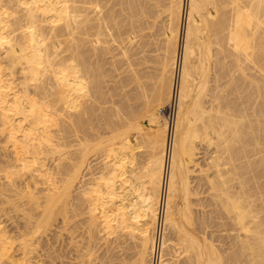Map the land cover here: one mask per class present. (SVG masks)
I'll list each match as a JSON object with an SVG mask.
<instances>
[{
  "label": "bare ground",
  "instance_id": "obj_1",
  "mask_svg": "<svg viewBox=\"0 0 264 264\" xmlns=\"http://www.w3.org/2000/svg\"><path fill=\"white\" fill-rule=\"evenodd\" d=\"M146 1L150 3L147 4ZM151 1L154 0H0V143H4V146L2 145L3 152L0 153V173L4 174L2 178L8 182V185H10L8 187L9 191L13 193L10 187L14 190L17 180L24 177L23 180L25 181V176H27V174L35 177L36 173L37 177H43L44 180L42 177L37 179L39 182L42 179L40 183L33 177V180L39 183V185L32 182L34 187L35 184L36 187H41L43 184L41 186L40 184L44 183L43 186L44 188L46 187L45 190L47 193L42 186V190L45 193L44 195L42 192L43 197L39 195L38 188L35 187L37 189H35V192L37 191V193L33 192V189L30 190L29 182L28 185L23 184V187L24 185L25 187L22 191L25 192L22 193V197L23 199L24 197L25 199L29 197L28 203L31 204L32 202L34 204V206L29 207L35 208V205L40 207V210L39 207L38 209H36V207V210L31 208L34 214L35 212L42 213V207L44 217L42 218L43 214H41L42 220H39L40 223L38 222V224L32 222L30 220L31 209L27 206L28 209H30L28 212L29 216L25 219L23 218V220H26V222L29 220L33 225L35 224L34 226L37 225V229L39 227H44L46 230L45 226L49 225L51 223L50 221L55 218V216L57 218V215L59 219L60 217L62 218L64 223L70 220L67 218V211H69L67 210V205L69 204L68 202L71 201V195H73L71 193L75 182L80 175L82 176L80 172L89 159L88 155L92 152V149H94V151L96 150V153L98 152L97 155L101 154V150L104 151L102 145H105L107 141L108 143L111 141L109 143H112L111 147L105 145V152L107 151L106 153L109 158L106 156L104 158L102 156L106 155V153L102 152L103 154H101V157L105 159L104 161L107 160L104 167L102 166L100 168L101 170L103 168L104 171H101V174L97 176L92 174L93 177H97L96 179H98V182L91 184L86 181L85 175L87 172L88 174L90 173L89 177L92 178L91 172L89 171L90 169L92 171L95 169L90 165L91 168L88 167V165L87 167L85 166L89 169L88 171H86L87 169L85 170L86 174H83L84 177H82L86 182L81 180L91 186H85L86 184L83 185L81 182L82 186H85V188L89 187V189L84 190L85 188H82L83 190H77L75 192L76 194L74 193L72 197V201H74L75 195L78 199L84 194V197L82 195V199L85 200L84 198H86L87 205L88 202L91 204L90 207L89 205L87 206V209L90 208V210L85 211L92 214V219L95 224L101 222V225H103L101 229L106 231L109 236L114 234L113 236L116 237V234L118 235L117 232L122 231V234L126 232L124 233L125 235H130V241L132 238H134V240L138 239L137 242L139 243L137 245L135 244L137 242L133 240L135 247L138 249V252H136L137 254H135L136 258L133 259V264H167L168 260L166 256H172V258L183 257L185 259L184 263L187 261V264H264V183L260 182L264 180V0H171V6L168 9L170 13L169 24H167V30L164 34L166 46L162 61L163 73L160 80V82L162 81L161 86L158 90L155 89L153 92V82V84L150 83V89L146 90V92L148 91L151 94L149 90L152 89V93L157 98L154 97V101L156 100L155 102H157L155 107L152 106L150 108L153 102L152 95H150L151 97L147 95L149 100L152 101L151 103L145 101L149 106V109L147 108L148 110L146 109L145 112L150 115L148 116L150 120L147 119L149 120L148 122L151 123L152 132L147 134L146 132L148 131L144 133L140 130L149 136H147V144L145 145L149 147L148 138H150V144H152L153 147L151 146L149 148H153L156 154L154 151H152L151 154V150L148 148V155L150 154L152 159L149 162V158H151L149 155V163L147 159L145 161L148 165L146 164L147 166H143V163L140 165V158L142 159L141 156L143 154L141 156L137 154L135 151L136 145H132L133 143L128 139V135L130 133L129 131L134 128L135 124L133 125V123L136 122L135 117H137L135 128L139 124V117L140 119H142L141 117L143 115L146 117L145 112L144 114L141 113L144 111V107L140 106L141 109L143 108L142 110L136 107L141 111L140 113L138 112L139 114L136 113V116L132 113V110L136 111L137 109L133 107H131V109L129 108L128 110H130V113H125V115L127 116V114H129V117H127L130 118L131 114H133L131 118L134 117V122L131 123L132 120L129 122L127 121V124H129L125 125L123 123V126L122 122L128 120L126 119L127 117L124 119V111L127 109L124 108L122 110L123 106L121 107L122 104H119L118 99L117 104L121 107L124 116L121 111L120 115L123 116V121H120L121 125L118 124V120L116 121L117 125L120 126V128L117 126L118 129L117 127L116 129L117 131L119 130L118 133L121 129L123 131L120 134L112 133V131L115 130V124H113L114 122L111 120V117H108L107 114H104L105 118H101L100 116L101 114L103 116V113H106V111H108L109 116H112L110 112L113 110L115 116L117 115L118 117V110L120 108H118V105H113L112 100L119 96V91H122L118 89L122 87L120 81L122 82L127 78L128 82L126 83H129L131 79H128L130 77H126L125 75V78L119 80L118 85H115V89L119 90L117 93L116 91H111L110 93L111 89L108 93L106 91L108 96L114 93L113 96L111 95L112 100L110 101L113 107H111L112 105H108V109L102 110L106 108L102 107V105L105 106V100L108 102L111 99V96L106 99L105 96L103 97V93H101L104 91L102 90L103 78L109 74L107 71L105 72L107 74L102 72L104 71L102 68L106 64V61H108V57L115 52L112 48L118 41L120 42L121 40L125 46L128 45L129 47L130 44L132 46L131 41L134 38L132 39L131 35L133 34L132 37L134 36L135 29H139L135 35L140 34L139 32H144L143 30L140 31V26L142 27L143 24L144 29H146L145 25H147V23L144 25L145 21H141L143 19L142 17L146 16L144 19L148 17L144 15L146 13L145 11L149 13L146 8H155L158 6L156 3H159L158 0H155L152 5ZM146 5L152 7H147ZM116 6H121L120 10L114 11V9L116 10ZM152 11L153 9H151L149 13L150 17H152ZM150 20H152V18ZM142 36L139 35L141 40ZM109 38L113 39L110 40ZM128 41L131 43L127 44ZM121 42L117 46L120 48L123 46V51L124 45L121 46ZM109 43L111 45L113 43L112 48ZM214 46L216 48L218 47L217 49L223 56V59L226 57L225 54H227V56L229 55V58L233 57L234 59L232 62L234 73L231 70L234 75L232 84L233 82L236 84L231 86L233 87L232 91H234V86L236 85L238 92L235 93V89V91L232 92L235 94L230 93L229 96L231 94L235 96V107L232 105L234 103L232 100L234 99L229 102L230 104L232 103V107L227 103L226 106H224L226 108L229 106L228 112L234 111L230 116L228 115L230 113L226 112L227 110L222 112L224 108H220L222 104L220 100L224 99V96L222 97L224 92L222 94L219 93L223 90L219 82L221 81L219 79L224 75L221 72L223 71L225 73L226 78L229 71H226L228 68L221 61L223 60L222 58H218L219 60H217V55L220 54H215L217 49ZM139 47L137 48L139 49ZM120 48H116L117 52L120 51ZM128 50H130V48ZM143 52H145V50ZM129 53L128 51V54ZM115 54L118 55L119 59H115ZM122 54L121 56H123V58H120L119 52L118 54L114 53L108 63L110 64L114 61L116 64H122L123 59L127 57V53L123 51ZM214 55H216V60L214 59ZM129 56H131V54H129ZM105 57L107 58L106 61L104 60ZM112 58L113 61L110 62ZM124 61V64L132 62V60L129 61V58ZM114 64L113 66L116 67L117 65ZM123 65L119 67L122 68V71L124 70L122 72L124 75L125 68H130V66L126 64L127 66L123 67ZM224 66L226 67L225 70H223ZM112 68L113 67L110 66L109 69L112 71L116 69ZM117 69L118 71L120 70L118 67ZM117 69L116 72H118ZM213 70H215V73ZM129 72L131 74L133 73L130 69ZM135 72L139 73L138 69ZM135 72L134 74L136 75ZM140 72H142L141 69ZM211 72L214 73L212 76ZM248 72L250 73L248 74ZM134 76L132 77L134 78ZM142 76L144 75L142 74ZM139 79L140 78H138V80ZM141 79H145V76ZM142 80L137 82H140L141 87H144L145 85L143 84L145 83L143 82H145V80ZM135 82L134 84L137 85V82ZM212 82L215 83V88L211 86ZM229 83L231 84L230 81ZM104 84H106V81ZM116 86H118V88ZM123 86L127 87L125 84H123ZM132 86L134 87V85ZM138 86H135L136 88H134V90L140 92L141 90L139 91V89L141 87L137 88ZM151 86L153 87L151 88ZM228 86L230 85L228 84ZM146 87L141 91L143 92L144 90L143 93L145 96L141 92L138 93L139 96L142 94V99L145 97L147 98L145 92ZM122 89H124V87H122ZM126 89L128 90L130 88L127 87ZM135 91L134 95H136H132L133 91L131 95L135 97L134 100L137 99L136 101L140 103L141 100L138 99L141 98ZM216 91H218V93ZM124 92H126V90ZM122 95H124L125 98L127 95L130 96L128 93L127 95L126 93ZM219 95L222 97L221 99ZM136 96L138 98H136ZM226 96L229 97L228 95ZM99 97L103 100L105 98V100L103 101L101 99L100 101ZM131 98L130 96V100L134 103V100ZM128 99L129 98L126 100L131 105ZM126 100L124 101L127 105L126 107H128ZM102 102L103 104H101ZM98 103L101 104L100 107L102 109L97 108ZM144 103L141 105L144 106L146 104ZM218 103L219 109L223 110H219L218 107H215ZM107 104L108 103H106V105ZM157 105H165L162 107L165 108V116L161 117L159 111L155 110V108H158ZM114 106L117 107L118 110L114 108ZM230 107L232 110H230ZM101 111H103V113ZM99 112L100 116L97 114ZM97 116L98 120H100V118L103 119V121L101 120L103 122L102 129L104 126V129L106 128L105 119H110V125L113 124L112 127L114 126V130L111 126L108 128L107 125L104 136L105 133L107 134V132H109L108 129H112V131H110L112 139L116 137L113 134L119 135L118 137L121 139H117V142L121 141L120 144H118L119 147L113 145V143L116 144L115 139L104 138L105 142L104 139H102L103 132L101 133L102 136L99 133L100 136L97 134V132L100 131L97 129L100 128L99 126L101 125H99L101 121L99 123L96 121ZM117 117H115V119H118ZM112 118L114 119L113 116ZM120 118L119 120H121ZM95 122H97L98 128ZM226 126L230 127L228 128V132V129L225 130ZM154 127L155 129L153 131ZM137 129L138 127L135 130L137 131ZM90 130L93 131V138L91 134H89ZM95 133L96 138L93 136ZM213 135L217 136V138H214L217 141L219 139V142L213 141L215 140L212 137ZM97 136L100 139H98ZM106 136H109V134ZM136 137L138 136L136 135ZM223 137L224 140L227 141L226 147H228V143L232 146L226 148L224 146L225 141L221 142V140L223 141ZM226 137H228L231 142H228L229 139ZM2 138H4L3 141ZM208 138L210 142L212 140L215 144L220 143L226 149L223 153L224 148L222 149V146L218 144L221 148L219 151H222V154L214 156L215 153H219L218 146L211 159L210 157L208 159L209 162H212V158L214 157L212 167L215 173L213 176L207 175L209 172L211 173L212 167L210 165L207 169L203 166V169L198 170L201 173H206L207 171L206 174L203 173L207 175L205 176L206 180L201 179L210 184V191H219V194L216 193L218 194L217 200L224 199V204L226 203L227 206L231 208L229 211L230 208L228 207V209L226 204L224 206L223 200H220V204H223L224 207L220 206L221 208L219 210V205L217 206V203L214 204L212 201L214 207H218L213 208L216 209V211L218 209L220 215L224 214H221V210L224 209L223 211L227 213L226 220L228 221L227 218H229L232 222L231 225L233 229L231 228V231L234 235L229 231V233H232L230 237L232 238L233 235V239L231 243L227 241L230 245H227L229 246L228 250H224L226 252L224 256L221 255V252L224 253L223 247L225 246L220 245L221 247L219 246L217 250L218 245H214L216 241L214 243L210 241L212 237H208L204 230L205 233H202V225H204V228L208 227L206 230L209 229L210 224L206 226L205 223H209L211 219L216 220L215 216H217V213L215 214V211L213 210L214 213L212 211V213L215 214L214 218L210 211L209 215L212 216L209 217L212 218L210 219L208 217L209 221H207L206 218L205 220L204 218L203 220L199 218L202 221L195 220V222H199V226L202 224L200 227L201 230L199 228V231L194 225L193 206L191 207L192 199L190 200L193 196L200 197L196 190L199 187V183H197L198 186L196 189L191 187L192 182H194L191 181V176L198 171L195 170V173H193L194 170L191 168L192 166L196 167V169L200 167L198 166L200 163H197V156L202 154L199 152L203 149L200 143L203 142L204 144L202 145H205ZM206 144L208 145L209 142ZM211 144H209L210 147L212 146ZM108 146L110 148H108ZM199 147L201 149H199ZM97 149H100V152ZM205 150L207 149L205 148ZM135 152L137 156L134 154ZM144 154H146V151ZM225 154L228 155L229 158ZM134 155L137 158L139 156V159H134L136 158ZM48 160L52 161L54 164L52 167L50 165L51 168L47 167V169L49 168L50 170L49 173L46 169V166H48L46 162ZM135 161L137 164L134 163ZM100 163L97 165L100 166ZM133 163L136 164L135 167H137L138 163L139 166H141L139 167L141 168V175L139 174L140 178L138 176V173H140L139 169H137L138 173L136 172L137 170L133 171ZM101 165L103 164L101 163ZM142 166L146 168L144 169ZM52 171H54V173ZM85 171L83 170V172ZM98 172L100 173L99 169ZM200 172H198V174ZM203 174L200 175L204 176ZM136 176H138V178H136ZM2 178L0 182H3ZM23 180H21V182ZM29 180L33 181L32 177ZM88 180L90 179L88 178ZM92 180L94 179L90 181ZM205 182L204 185L199 188H204ZM126 183L128 184L129 190L127 187L126 189L123 187ZM250 183L252 184L250 185ZM215 184H217V188L214 187ZM8 188H6L3 193L7 192ZM81 191H84V193H81ZM212 192L210 193L211 195L209 194L211 200L216 197V194L213 196L214 193ZM10 193H8V195H10ZM206 193L204 192V194ZM3 195L1 191L2 198L4 197ZM16 196H20L18 191ZM6 198L7 197L3 198L4 200H2V203H9V200H5ZM23 199H21V201ZM89 199L91 200L89 201ZM15 200H12L13 206H15L17 202L20 204L19 200H17V202H15ZM72 201L69 205V207L71 206V213L69 214L71 216L69 217L71 219H77V216L81 212L78 209V205L80 206L82 203L80 207H83L84 201L82 202L79 200V202H81L77 205L76 203H78V201L75 199L77 202H74L73 207L77 206L79 211L77 212V216L72 214V211H74L72 210ZM196 204L199 205V202ZM25 205H23V207H25ZM9 206L11 205L9 204ZM17 206L18 205H16V207ZM84 206L86 205L84 204ZM2 207H4L3 204ZM20 207L18 213L21 214ZM77 209L75 210L77 211ZM22 210V213H27V211H24L25 209ZM82 213L80 216H82ZM59 214H62V216H59ZM22 215L23 217L26 216H24V214ZM227 215H229V217H227ZM64 216L67 221L64 220ZM224 216H222L223 219ZM35 218L36 217H32V220H37ZM37 218L39 219V217ZM197 218L198 217H196V219ZM59 219L57 218V220ZM20 220H22V218ZM54 220L56 221V219L52 221ZM222 221L221 218L220 222ZM230 221H228L229 224ZM214 222L216 223V221ZM94 223H92V226H95ZM32 224L29 230H33V234H31L34 235L36 228L34 230ZM54 224L57 223L53 222L52 225ZM223 224L224 222L222 225ZM27 225L29 226L30 224ZM27 225L26 228H24L25 230H28ZM68 225L66 224L67 228ZM222 225L217 227V230L218 228L220 229ZM49 226L53 228L51 225ZM97 226L100 228L99 225ZM224 226L222 228H224ZM226 226L227 230L229 226ZM31 228L33 229L31 230ZM101 229L100 231H102ZM226 230L224 231L226 232ZM28 231L27 233L23 231L24 235L25 233L27 235L29 233ZM170 231H173V234ZM4 232L5 229H3L2 235H0V263L3 262L4 257L7 261L6 256L7 253L10 252L7 239L12 235L9 232L10 235L8 234V236L6 234L7 231L5 234ZM47 232L48 231L45 232L46 235ZM169 233H171V237L174 235V238H170ZM229 233L227 234L226 232L225 234L229 237ZM3 234L6 235L5 237L8 236L6 239L7 244L4 242L5 240L2 239L4 237ZM21 234L23 235L22 231ZM21 234L19 233L20 237ZM122 234L119 237L125 236H122ZM210 234H212V232ZM223 234L224 233H222V235ZM28 237L25 239L27 240ZM221 237L222 236H220V238ZM228 237L226 238L229 239ZM14 238L18 239V237ZM209 238L211 239L209 240ZM13 239H11V241H13L12 243L15 242ZM217 239L218 237L216 240ZM8 240H10V238ZM22 240L25 243L24 245H22ZM22 240H20L21 242L16 240V242H19L18 246L22 243L20 246L22 245V249L24 248L23 252L28 257L29 255L27 253H29L33 245L31 242H25L24 237ZM120 241L123 242L122 240ZM131 246L133 247V245ZM10 247H12L11 243ZM221 248L222 250H220ZM15 250L17 249H14V251ZM18 250L21 251L20 247ZM18 250L17 253H19ZM13 255L15 254L11 256ZM32 256L30 253V257ZM30 257L25 258L24 256L25 259H29ZM13 258L14 257L8 258L9 262L12 261ZM225 258H227V260ZM23 260L22 262L25 261ZM178 260L179 259H177V261ZM19 261L20 262L16 260L17 263L21 264V260Z\"/></svg>",
  "mask_w": 264,
  "mask_h": 264
},
{
  "label": "rangeland",
  "instance_id": "obj_2",
  "mask_svg": "<svg viewBox=\"0 0 264 264\" xmlns=\"http://www.w3.org/2000/svg\"><path fill=\"white\" fill-rule=\"evenodd\" d=\"M150 1V0H149ZM155 2V0L154 1H151V4L153 5V3ZM158 4L156 3V5H158L157 7H155V8H151V9H153V14H152V17H150L149 16V13H150V11H151V9H148V8H146V10H148L149 11V13L147 12V11H145L146 13L144 14V15H147L148 17H147V19H144L146 16H144V17H142L143 19L141 20V21H145L144 22V25L147 23V25L148 24H151V25H145L146 27V29H144V27H143V24H142V27L140 26V31L141 30H143L144 32H139L140 34H138V35H135V34H137V30L139 31V29H135V32H134V36L132 37V35H131V38L133 39L131 42H132V46H131V42H129L128 41V43L127 44H130V46L128 47V45L127 46H125L124 45V43H122L121 42V40H120V42L122 43L121 44V46L122 45H124V48H125V50H124V48H123V51L124 52H126L127 53V57H126V59H128L129 58V61L130 60H132V62L131 63H125L124 64V60H126V59H123V62H122V64L120 63V65H123V67L124 66H127L126 64H128V66H130V68L129 67H126L125 68V73H124V75L122 74V72L124 71H122V68H120L119 66V63H115L114 61H113V58L110 60V62H112L113 61V63H108L109 62V59L111 58V56L113 57V54L114 53H117L118 54V52H119V54H120V56L121 55H123L122 54V47L120 48L119 46H117L118 44H120V42L118 41V43H116L115 45H114V47L112 48V45H113V43H112V45L110 44V46H111V48L112 49H114V53L113 54H111V56L110 57H108V61H106L107 60V55H106V59L104 58V60L106 61V64L108 63L111 67H113L112 69H114V68H116L117 69V67L120 69L119 71H118V69H117V71L118 72H116V69H114L113 71L112 70H110L109 68H110V66L107 64H105L104 62V64L106 65H104L103 66V68H102V70H104V71H102V72H108L109 74H110V71H111V74L109 75V74H107V73H105V74H107V76H104V78H103V80H104V82L106 81V84H104V82H103V89L102 90H104L103 92H101V93H103V97L105 96V98L106 99H108V98H110V96L112 95L113 96V94H109L110 96H108V91L110 90V93H111V91H116V93L119 91V90H117V89H115V85H118V82H119V80H122L123 78H125L124 76L126 75V77H130V78H128V79H131V80H129V83H126V82H128V80H127V78H126V80L124 79L122 82L120 81V83H121V85H122V87H124V89H122V87L120 88H118V86H116L118 89H120V90H122L123 92L126 90V92H124V93H126V95H127V93L128 94H130V96L132 97L131 99H135V97H133L132 95H134V88H136L135 86H138V84H139V86L137 87V88H140L141 87V83L139 82H137V81H139V80H142L141 78L143 77L144 78V76H145V79H143L142 81H144L145 80V82H143V83H145V84H143V85H145L144 87H146V85H147V87H146V89H145V92H146V90L147 89H150V83H152L153 84V82H154V84H153V86H154V90H153V92L155 91V89H157L158 90V88H160V86H161V82H160V80H161V76H162V73H163V70H162V61H163V56H164V54H165V52H164V50H165V46H166V42H164L165 41V36H164V34H165V32H166V28H167V24H169L168 22H169V18H170V16H169V8H170V6H171V0H158ZM111 3H112V1H111ZM146 3L147 4H149L150 2H148V1H146ZM150 4V5H151ZM148 6V5H146L147 7H152V6ZM116 8V10L114 9V11H118V10H120V8H121V6L119 7V6H116L115 7ZM158 8V9H157ZM168 10V11H167ZM148 13V14H147ZM156 14V15H155ZM150 17V18H149ZM156 17V18H155ZM152 18V20H150ZM155 18V19H154ZM141 19V18H140ZM148 20V21H147ZM141 21H140V25H141ZM138 22H139V20H138ZM137 26H138V24H137ZM138 28V27H137ZM143 28V29H142ZM142 34H143V36H142ZM139 35L140 36H142V40H141V37H139ZM135 38H136V40H135ZM110 39V38H109ZM113 39V38H112ZM112 39H110V40H112ZM127 39V38H126ZM135 40V41H134ZM139 40H140V42H139ZM146 42H145V41ZM125 41V40H124ZM144 41V42H143ZM138 42V43H137ZM139 46H141V47H139ZM120 48V51H118L117 52V49L116 48ZM126 47H128V48H126ZM132 47V48H131ZM137 47H139V49L137 48ZM215 47V46H214ZM130 48V50H128ZM143 48V49H142ZM216 48V47H215ZM218 48V47H217ZM216 48V49H217ZM127 49V50H126ZM142 49V50H141ZM214 49V48H213ZM141 50V51H140ZM145 50V52H143ZM215 50V49H214ZM128 51L130 52L129 54H131V56H129V54H128ZM134 51H135V53H134ZM139 51H140V53H139ZM121 52V53H120ZM133 52V53H132ZM141 54H143V55H141ZM215 54H220L219 53V51H218V49H217V52L215 53ZM223 54V53H222ZM225 54V53H224ZM116 55V54H115ZM124 55H126V54H124ZM221 55V54H220ZM217 55V60H219V59H221L223 56L221 55ZM216 55H214V57H215ZM225 59H223V60H221L222 62H223V64L228 68V69H226V71L228 72V74H227V77L225 78V73L222 71L221 73L222 74H224L223 75V77L222 78H224V79H219V80H221V81H219L220 82V86H221V88L223 89L222 90V92H219L220 94H222L223 92V94H222V97L224 96V99L223 100H220V103H222L223 104V106H222V104H221V106H220V108H224V111H222V112H225L226 110V112H228V107L229 106H231V104L229 103L232 99H234V100H232V101H234V103L232 104L234 107H235V96L234 95H232V94H235L236 92H238L237 91V86L235 85L234 87V91H235V89H236V91H235V93H232V92H234V91H232L233 89V85L234 84H236L235 82H233V84H232V81H233V77H234V75H233V73H234V67H233V65H232V62L234 61V59H233V57H230L229 58V55L227 56V54H225ZM135 57V58H134ZM138 57V58H137ZM143 57V58H142ZM118 58V55H116V58L115 59H117ZM120 58H123V56H121ZM132 58V59H131ZM160 58V59H159ZM219 58V59H218ZM119 59V58H118ZM215 60H216V57L214 58ZM122 60V59H121ZM213 60V59H212ZM137 61V62H136ZM115 63V64H114ZM112 64V65H111ZM113 64L114 65H117L116 67H114L113 66ZM132 66V67H131ZM224 66V68H223V70H225V67ZM105 69H107V70H105ZM109 69V70H108ZM124 69V68H123ZM126 69H127V71H126ZM129 69H130V71L131 72H133L132 74H134V72L135 71H137V69H138V72L139 73H137V72H135L136 73V75L134 76V75H132L130 72H129ZM140 69L142 70V72H140ZM134 70V71H133ZM218 70V69H217ZM233 71V73H232V71ZM121 71V72H120ZM116 72V73H115ZM128 73V75H127V73ZM213 72L215 73V70H213ZM213 72H211V76L214 74ZM250 72H248V74H249ZM119 76H118V75ZM122 74V75H121ZM130 74V75H129ZM140 74H141V77H140ZM142 74L144 75V76H142ZM116 75H117V77H116ZM134 76V78L132 77V76ZM231 75H232V78H231ZM121 77V78H120ZM132 77V78H131ZM120 78V79H119ZM138 78H140L139 80H138ZM149 78V79H148ZM136 80V82H137V85L136 84H134V82H135V80ZM147 79V80H146ZM232 79V80H231ZM229 81L231 82V84L229 83ZM135 82V83H136ZM123 84H125L127 87H129L130 89H126L127 87H125V86H123ZM148 84H149V86H148ZM223 84H224V86H223ZM228 84L230 85V86H228ZM132 85H134V87L132 86ZM157 87H156V86ZM214 85H215V83H211V86H213L214 87ZM232 85V86H231ZM120 86V85H119ZM153 86H151V88L153 87ZM219 86V85H218ZM105 87V88H104ZM144 87L142 86L140 89H139V91L141 90L142 91V89H144ZM212 87V88H213ZM133 88V89H132ZM215 88V87H214ZM221 88L219 87V90L221 91ZM225 88V89H224ZM113 89H115V90H113ZM137 90V89H136ZM156 90V91H157ZM240 92H242L240 89H238ZM106 91H107V93H106ZM118 92V94H119V96L118 97H115V95H114V99L113 100H115V101H113L112 100V96H111V99L107 102V100H105V98H104V100H105V106H103L102 105V107H106L105 109H102L100 106H101V104H103V102L101 103V104H99L98 103V107L97 108H101L102 110H106V109H108L109 108V106L108 105H115V106H117L118 105V108H120L119 110H118V108L117 107H115L114 106V108H117V110L119 111V113H118V117H117V115L115 116V113L113 112V110H112V112H110L109 114L110 115H112L113 117H114V119H115V117H117L118 119H113L112 118V116H109L108 115V111H106V113H103V111H101L102 113H103V116H102V114H101V116H100V112L99 113H97V114H99L98 116H100L101 118H103L104 117V114H107V116L108 117H111V120H113V124H115L114 126H115V130H114V126L112 127V125H110V119L109 120H107V119H105V121L104 122H106V128H107V125H108V128L111 126V128L114 130V131H112V129H108V131L109 132H107V134H109V136L110 135H112L111 133H110V131H112V133L114 132V133H118V131H117V129H118V127L120 128V126H118L117 125V120H118V124L119 125H121L120 124V121L122 122L123 120H122V118H123V116L125 115V113H130L129 111L130 110H128L129 108L131 109V107H133V108H140V106L141 107H144V111H139L137 108V110L136 111H133L132 110V113L136 116L137 114L136 113H143L144 114V112H145V110L148 108L149 109V106L147 105V103H151L152 101H150L149 100V97H151L150 95H152V100H153V102L151 103V106H150V108L153 106V107H155V104L157 103V102H155L154 101V97H155V95L152 93V89L151 90H149L150 92H151V94L147 91L146 92V96H147V98L145 97V98H143L142 99V94L145 96V94L143 93L144 92V90H143V92H141L142 94H140L141 96H139V94L138 93H140V92H138V90L137 91H135V92H137V94H138V96L141 98V99H138V100H141L140 101V103H138L139 101H136V100H134V103H132V100H130V96L129 95H127L126 96V98L124 97V95H122V94H124L123 92ZM132 91H133V94L131 95V93H132ZM217 93H218V91H216ZM239 92V93H240ZM148 93V94H147ZM217 93H216V95H217ZM230 93H232L230 96H229V94ZM239 93H237V94H239ZM121 94V95H120ZM236 94V95H237ZM108 97H107V96ZM136 95V94H135ZM134 95V96H135ZM154 95V96H153ZM226 95H228L229 97H227ZM101 96V95H100ZM121 96V97H120ZM120 97V98H119ZM220 95H219V98L221 99L222 98ZM238 97V96H237ZM237 97H236V99H237ZM100 98V97H99ZM123 98H124V100H126L127 98H129L128 100H130V102H131V105L127 102V100H126V103L128 104V107H126L127 105L125 104V101L123 100ZM136 98H138L137 96H136ZM156 98V97H155ZM101 99L102 98H100V101H101ZM119 99V104H122L121 105V107L123 106V108H122V110L124 109V108H126L125 110L126 111H124V115H123V111L121 110V107L119 106V104H117L118 103V100ZM120 99H121V101H120ZM151 99V98H150ZM157 99V98H156ZM103 100V99H102ZM103 100V101H104ZM112 100V104H111V101ZM99 101V102H100ZM123 101V102H122ZM145 101H147V103L145 102ZM225 101V102H224ZM110 102V103H109ZM136 102H137V104H136ZM146 104H145V103ZM219 102V101H218ZM106 103H108L107 105H106ZM114 103H116V104H114ZM142 103H144L145 105L144 106H142L143 104ZM226 103L229 105L227 108L226 107H224V106H226ZM135 106H133V105ZM142 104V105H141ZM154 104V105H153ZM113 105L111 106V107H113ZM125 105V106H124ZM150 105V104H149ZM219 103L218 104H216V106L215 107H218V109H219ZM108 106V107H107ZM130 106V107H129ZM145 106H147V107H145ZM158 106V105H157ZM156 106V107H157ZM165 105H163V106H158V108H155V110H157V111H159V114H160V116L161 117H163V116H165V108H162V107H164ZM207 106H208V104H207ZM232 107V106H231ZM231 107H230V110H232L231 109ZM141 109V108H140ZM143 109V108H142ZM141 109V110H142ZM147 109V110H148ZM160 109V110H159ZM163 109V110H162ZM115 110V109H114ZM219 110H223V109H219ZM110 111V110H109ZM122 111V112H121ZM151 111V110H150ZM164 111V112H163ZM105 112V111H104ZM115 112H116V110H115ZM122 113V115L123 116H121L120 114ZM149 112V111H148ZM232 112L234 113V111L232 110ZM232 112H228V113H230V114H228L229 116L230 115H232L233 113ZM117 113V112H116ZM138 113V114H139ZM96 114V115H97ZM133 114H131V117L133 116ZM145 114H146V117H145V115H143L141 118L143 119L144 117L146 118H144L143 120L142 119H140V117H139V120H138V125H137V127H138V129H137V131L135 130L136 128H135V126H136V122H137V117H135L136 119H135V121L136 122H134V117L133 118H128L129 116V114H127V116L125 115L124 116V119H125V117H127L126 119H128V120H125V122L123 121L122 122V125L124 126V124L126 125L127 124V121L129 122V121H131V123H133V125H134V128L132 129V130H130L129 132V135H128V139L133 143L132 145L133 146H135V151L137 152V154L138 155H142L141 157H142V159L140 158V165L142 164L143 166H145L146 164L148 165V163L151 161V159H152V156L150 155V157L151 158H149V162H148V153H149V150H151V154H152V151H154L155 152V150L152 148H149V147H151L152 146V144H150L151 143V141H150V138H148V143H149V147H147V145H145V144H147L146 142H147V134L148 133H150V132H152L151 131V123H149L148 121L150 120L149 118H148V116H150V115H148L147 114V112H145ZM151 114V113H150ZM174 114H175V108H174ZM225 114V113H224ZM227 114V113H226ZM98 116L96 117V121H98V123L102 120L103 121V119H101L100 118V120H98ZM120 116H121V118H120ZM139 116V115H138ZM141 116V115H140ZM105 118V117H104ZM119 118L121 119V120H119ZM149 120H148V119ZM230 118V117H229ZM232 118V117H231ZM130 119V120H129ZM101 121V123H99V127L100 128H98V124H97V122H95L96 124H97V130H100V131H98L97 132V134L99 133L101 136H102V134H103V138L102 139H104V138H106V139H112V136H106L107 134L105 133V136H104V132H106L105 130H107L106 128L104 129V125H105V123H104V127H103V129L101 128L102 127V122ZM108 121V122H107ZM108 123V124H107ZM124 123V124H123ZM131 123H130V125H131ZM222 123V122H221ZM95 124V125H96ZM129 124V123H128ZM127 124V125H128ZM142 125V126H141ZM118 126V127H117ZM141 128H140V127ZM227 126H229V125H227ZM226 126V129L225 130H227L228 128H230V127H227ZM116 127H117V129H116ZM95 128H96V126H95ZM149 128H150V131H149ZM148 129V130H147ZM154 129H155V127L153 128V131H154ZM93 130V129H92ZM102 130V131H101ZM140 130H142L144 133L146 132V131H148V132H146L147 134H144L142 131H140ZM223 130H224V128H223ZM224 130V131H225ZM231 130V129H230ZM123 130L121 129L120 130V132L118 133V134H120L121 132H122ZM229 131V129L227 130V132ZM90 132H92V133H90ZM96 132V131H95ZM103 132V133H102ZM136 132H137V134H136ZM226 132V133H227ZM102 133V134H101ZM230 133V132H229ZM89 134H91V137H92V134H93V131H89ZM98 134V135H99ZM140 134V135H139ZM143 134H144V136H143ZM99 135V136H100ZM113 135H115V136H113V137H115L114 139H115V143L116 144H114L113 143V145H115V147H119L118 146V144H120V142L121 141H118L117 142V139L119 138L116 134H113ZM136 135L138 136V137H136ZM214 135H216V134H214ZM212 136L213 137V139H215L214 137H216L217 138V136ZM225 135V134H224ZM93 136H95L94 138H96V133L93 135ZM142 136H143V139H142ZM146 136V137H145ZM227 136H228V134H227ZM1 137V136H0ZM3 137V136H2ZM145 137V138H144ZM149 137V136H148ZM229 137V136H228ZM228 137H226V138H228ZM93 138V137H92ZM97 138L98 139H100L98 136H97ZM134 138V139H133ZM222 138V137H221ZM230 138V137H229ZM228 138V139H229ZM114 139H112V140H114ZM143 140V141H141V140ZM231 140H232V138H230ZM230 139L228 140V142H231L230 141ZM4 140V138H2V141ZM118 140H121L120 138L118 139ZM135 140V141H134ZM209 140V141H208ZM208 140H206V142H205V145H202V144H204L203 142L202 143H200L201 144V148H203V149H201L200 147H199V149H201L200 150V152L199 153H202V154H199L198 156H197V163L199 164L198 166H200V167H197V169H196V167H194V166H192V170H194L193 171V173H195V170L196 171H198V170H200V169H203L202 167L204 166V168H206L207 169V167L210 165L211 167H212V162H213V158H212V162H209V157H210V159H211V157H212V155H213V153H214V151L216 152V148L219 146L218 144H220V143H217V144H215V142H212V140H211V142H210V139L208 138ZM104 141H105V139H104ZM141 141V142H140ZM209 142V144H211V143H214V144H211L212 146L210 147L209 146V144L207 145L206 143H208ZM213 141H216V142H219V139H218V141L215 139V140H213ZM225 140H224V137H223V141L221 140V142H224ZM0 142H1V140H0ZM106 142V141H105ZM111 141H109V143H110ZM112 142H114V141H112ZM135 142V143H134ZM137 142H138V145H137ZM140 142V143H139ZM108 143V141L106 142V144L105 145H109L110 147H111V144H109ZM143 143H144V147H143ZM226 143H227V141H225V144H224V146L226 147ZM1 145H0V153L1 152H3L2 151V147L4 146V143L2 142V143H0ZM135 144V145H134ZM142 144V145H141ZM229 144V145H228ZM227 145H228V147H226V148H229V146H232L230 143H228ZM3 145V146H2ZM105 145H102V148H103V150L104 151H102L101 150V154H103L102 152H104V153H106L105 152ZM117 145V146H116ZM108 146V148H110ZM206 146V147H205ZM220 146H222L221 144H220ZM220 146H219V148H218V151H219V149H221L220 148ZM139 147V148H138ZM153 147V146H152ZM208 147H210V148H208ZM225 147H223L222 146V149L224 150L223 151V153L225 152ZM136 148H137V150H136ZM141 148V149H140ZM148 148H149V150H148ZM205 148L207 149V150H205ZM143 149V150H142ZM98 150V149H97ZM100 150V149H99ZM98 150V151H99ZM92 152L88 155V161H87V163L84 165V167L82 168V170H81V174H82V176L80 175L79 177H78V179H77V181H78V183H77V181L75 182V185H74V188H73V190H72V193L71 194H73L74 195V193L77 191V190H83L82 188H85V186H91V185H89V184H86L85 182L87 181V182H89V183H96V182H98L97 180L98 179H96L97 177H95V176H97V175H100L101 174V171L103 172L104 170H103V168H102V170L100 169L102 166L104 167V165H105V162L107 161H104L105 159V156L106 157H108L107 156V153H106V155H102L104 158H102L101 157V154H98L97 155V153H96V150L94 151V149H92L91 150ZM145 151H146V154H144L145 153ZM205 151V152H204ZM208 151V152H207ZM213 151V152H212ZM100 152V151H99ZM136 152L134 153L135 155H136ZM139 153H141V154H139ZM205 153V154H204ZM155 154H156V152H155ZM219 154H222V151L220 152L219 151V153H215L214 154V156L215 155H218L219 156ZM134 155V157H136ZM145 155V156H144ZM226 155V154H225ZM153 156H154V153H153ZM226 156H228V155H226ZM91 157H93V158H91ZM101 159H100V158ZM144 157V158H143ZM147 157V158H146ZM199 157V158H198ZM109 158V157H108ZM108 158H106V159H108ZM224 158V157H223ZM227 158V157H226ZM228 158H229V156H228ZM228 158H227V160H228ZM102 159H103V161H104V163H103V161H102ZM134 159H139V156H138V158L136 157V158H134ZM146 159H147V162L148 163H145V161H146ZM99 160V161H98ZM101 160V161H100ZM143 160V161H142ZM211 161V160H210ZM52 161H47L46 162V164L48 165V166H46V169H47V167H49V168H51L52 166H54V164H53V162L51 163ZM96 162H101L103 165H101V163H100V166H98L99 165V163H96ZM207 162V163H206ZM51 163V164H50ZM95 163V164H94ZM134 163H136V161L134 162ZM133 163V164H134ZM139 163H138V165H137V167H135L136 166V164H134V166L132 165V167H133V171L134 170H137V169H139V172L140 173H138V170L136 171L137 173H138V176H139V174L141 175V168H139V167H141V166H139ZM92 164V165H91ZM98 164V165H97ZM201 164H202V166H201ZM206 164V165H205ZM50 165H51V167H50ZM87 165H88V167H90V166H92V168H94L93 170L94 171H92L91 169H90V171L89 172H91V175L92 174H95V176L93 177V175L91 176L92 178H90L89 177V174H88V172H87V174H86V171H88L89 169H87L86 167H87ZM90 165V166H89ZM94 165H95V167H94ZM96 165H97V167H96ZM146 165V166H147ZM86 166V167H85ZM142 166V167H143ZM131 167V166H130ZM195 169H194V168ZM49 168L47 169V171H48V173H49ZM91 168V167H90ZM144 168V167H143ZM146 168V167H145ZM144 168V169H145ZM209 168V167H208ZM87 169V170H86ZM98 169L100 170V173L98 172ZM83 170L85 171V172H83ZM210 170V169H209ZM209 170H208V172H209ZM96 171H97V173H96ZM53 173H54V171H52ZM94 172V173H93ZM143 172V171H142ZM198 172H200V171H198ZM198 172H196L194 175H192L191 176V181H194V182H192V185H191V187L192 188H195L196 189V187L198 186L197 185V183H199V187L200 186H202V185H204V182L205 181H203V180H206L205 179V176H213V174L215 173V170H213V167L211 168V173L209 174H207V175H204V174H206L207 173V171H206V173H199L198 174ZM213 172V173H212ZM135 173V172H134ZM137 173H136V175H137ZM34 174V173H33ZM83 174H86L85 175V179H86V181H85V179H82V177H84L83 176ZM144 174V173H143ZM143 174H142V176H143ZM203 174L204 176H201V175ZM35 177L33 176V175H28L27 174V176H25V181L23 180L24 179V177L22 178V179H18L17 180V182L18 183H21V184H18L17 182L15 183V185L16 186H14V187H16L14 190H13V188L12 187H10L11 188V191H13V193L11 192L10 193V191H9V186L10 185H8V182L4 179L3 180V178H2V176L4 177V174L2 173H0V181H1V178H2V181L4 182V184H3V182H0V188H1V190H0V235H2V231H3V229H5V232H6V234L8 235L9 234V232L11 233V237H8V239L10 238V240H8L7 239V237H5L6 235H4L5 234V232H4V237L2 238L3 240H5L4 242H6V239H7V242H9V244H7V242H6V244L8 245V247H9V253H7V256H6V258H7V261L5 260V257L2 259L3 260V262H1L0 264H5V262H6V264H11V263H15V264H20V263H17L16 262V260L18 261V262H20L19 260H21V262H22V260L24 261V262H22L21 264H27V263H30V264H133V259H135L136 258V255L135 254H137L136 252H138V249L135 247V245H134V241H136L137 242V240L138 239H135L134 240V238H132V240L130 241L129 240V238L131 239V237H130V235L128 234V235H125L124 233H126V232H124L123 234H122V231H120V230H118V231H120L121 232V234H122V236H124V237H119L121 234H120V232H117L118 233V235L116 234V237H114L113 235H111V236H109L107 233H106V231H104V230H102L101 228H103V225H101V222L100 221H98V222H100L99 224H95L94 222H93V219H92V214L90 213V212H88V211H85V210H90V208H88L87 209V206L89 205V207L91 206V204L88 202V205H87V200H86V198H84L85 200H83L82 199V195H83V197H84V194H82L81 196H80V198H76V195H75V199L78 201V203H76L77 201H75V199H74V201H72V197H73V195H71L72 197H71V201H72V210H74V211H72V214H74V215H76L77 216V212H79L78 211V209L81 211L80 213H79V215L77 216V219L76 218H70L69 216H71V215H69L70 213H71V206L69 207V205L71 204V201L70 202H68L69 204L67 205V210H69V211H67L68 212V219H70L68 222H63L62 221V218L60 217V219H59V217H58V215H57V218L59 219V220H57V218H56V216H55V218H53V219H56V221L54 220V221H50L52 224H53V222H56L57 224H54V225H52L51 223L49 224V225H51L53 228H50V226L49 225H47V226H45L46 227V230H45V228L43 227V228H41V227H39L38 229L36 228L37 227V225L36 226H34L33 224H32V222H35V223H37L38 224V222H39V220H42L41 219V214H43V216H42V218L44 217V212H43V208L41 207V210H42V213L40 212H35V214H34V211H32V209L31 208H33L34 210H36V209H38V207L35 205V208L34 207H29V206H34V204L31 202V204H29L28 202H29V197H26V199H25V197H24V199H23V197H22V193L23 192H25V191H22V190H24L23 188L25 187V185H24V187H23V184H27L28 185V182H29V185H30V190H32L33 192H35V189L36 188H38V193H39V195H42V197H43V194L45 195V193H44V191L47 193V191L45 190V188H44V183H41L40 184V186L42 185L43 186V189H44V191L42 190V186L41 187H36V184L37 185H39V183L41 182V180L43 179V177L42 176H40V178L42 177V179L40 180V182H39V180H37L39 177H37V174L35 173ZM87 175H88V177H87ZM197 175V176H196ZM32 177V180H33V177L34 178H36V181H38L39 183H36L34 180L33 181H31V180H29V179H31V177ZM138 176H136V178H138ZM195 176V177H194ZM201 176V177H200ZM99 177V176H98ZM199 177V178H198ZM39 178V179H40ZM88 178L91 180V179H94V180H92V181H90V180H88ZM139 178H140V176H139ZM194 178V179H193ZM203 180H202V179ZM84 180L85 182H83L82 180ZM196 179V180H195ZM264 179V178H263ZM21 180H23L22 182H21ZM44 180V179H43ZM96 180V181H95ZM137 180V179H136ZM262 180V179H261ZM6 181V182H5ZM27 182V183H26ZM32 182H34V183H36L35 184V187H34V184L32 183ZM81 182L83 183V185H85V186H82L81 185ZM202 182V183H201ZM260 182H263L264 183V180H262V181H260ZM32 183V184H31ZM217 183V182H216ZM253 183V182H252ZM252 183H250V185L252 184ZM2 184V185H1ZM79 186H78V185ZM127 184V183H126ZM126 184H124V188L126 189V187H127V189H128V184L126 185ZM201 184V185H200ZM218 184V183H217ZM217 184H215V186L214 187H216L217 186ZM21 185V186H20ZM210 184H208V183H206L205 182V186H204V188H199L198 187V189H196L197 190V192H198V195H200V197H198V196H191L192 198H190V200L192 199V201H191V207L193 206V207H195V208H193L192 207V211H193V220H194V225H195V228L197 229V230H199V228L201 227V225L199 226V222H197L198 220L199 221H202L203 220V218H204V220H205V218L207 219V221H209V216H212L213 215V217L215 216V214L217 213V216H218V221H219V223H218V221H217V216H215L216 217V220L214 219V220H212L211 218V220L209 221V223L208 222H206V221H204V222H206L205 224H206V226L208 225L209 226V224H210V227H209V229H207L206 230V228H208V227H206V228H204V225H202V233L205 231L206 233H207V235H208V237H212V239L211 238H209V240L210 241H212L213 243L216 241V243H214V245H218V247H217V250L219 249V246L221 245V246H225V247H223V251L224 250H228V248H229V246H227V245H230V244H228L227 243V241L228 242H230L231 243V241H232V239H233V235H234V233L231 231V228H232V222L230 221V219L229 218H227L228 219V221H230V224H229V222L226 220V214L227 213H225V211H223L224 209H222L221 210V214L222 213H224L225 214V216H224V214L223 215H220L219 213V211H218V209H217V211H216V209H214V208H218L217 206L219 205V210H220V206H222V207H224L225 206V204H224V202H225V200L224 199H220L222 202H223V204H224V206H223V204L221 205L220 203V200H217V195L219 194L218 192V190H212V191H210ZM213 186V185H212ZM211 186V187H212ZM8 188V191L7 192H5V193H3V191H5L6 190V188ZM32 187V188H31ZM78 187H79V189H78ZM89 187L87 188H85L84 190H88L89 189ZM4 190H3V189ZM20 190H19V189ZM40 188V189H39ZM75 188H77V189H75ZM217 188V187H216ZM194 189V190H195ZM200 189H201V192H200ZM25 190H26V188H25ZM37 190V189H36ZM129 190V189H128ZM128 190H126V191H128ZM1 191H2V194H4L3 196L4 197H7L5 200L7 201V200H9V203H7V202H5V203H2L3 201L2 200H4L3 198H2V196H1ZM15 191H16V193H17V191H18V193H20V196L19 197H17L16 196V193H15ZM22 191V192H21ZM121 191V190H120ZM209 191H210V193L212 192V193H214L213 194V196L216 194V193H218V194H216V197H214L213 198V196H212V198L213 199H215V200H211L210 199V197H209ZM217 191V192H216ZM42 192H43V194H42ZM80 192V191H79ZM79 192H78V194H79ZM84 193V191H81V193ZM204 192L206 193V194H204ZM7 193V194H6ZM8 193H10V195H8ZM35 193H37V191L35 192ZM199 193H201L202 194V196H201V194H199ZM11 194H12V198H11ZM76 194V193H75ZM80 195V194H79ZM208 195V196H207ZM211 195V194H210ZM36 196H37V194H36ZM78 196V195H77ZM20 197H21V199H23L22 201H21V199H20ZM41 197V196H40ZM86 197V196H85ZM197 198V199H196ZM14 201L15 199V202H17V200H19L20 202V204H18V202H17V204L16 205H18L17 207H16V205L15 206H13L14 204H13V201ZM130 199H132V198H130ZM219 199V198H218ZM11 200V201H10ZM26 202H25V201ZM79 200H83L82 202H83V207H80L81 205H82V203L80 204V202H79ZM91 199H89V201H90ZM193 200H194V205H193ZM31 201V200H30ZM86 201V202H85ZM202 201V202H201ZM205 201V202H204ZM211 201V202H210ZM212 201L214 202V204L215 203H217L216 205L217 206H215L214 207V205L212 204ZM217 201V202H216ZM11 202V203H10ZM74 202L78 205V204H80V206L78 205V209H77V206L75 207H73V205H74ZM199 202V205L198 204H196V203H198ZM219 202V203H218ZM227 202V201H226ZM3 204V206L4 207H2V204ZM92 203V202H91ZM200 203H201V205H200ZM202 203H203V206H202ZM207 203V204H206ZM211 203V204H210ZM228 203V202H227ZM9 204L11 205V206H9ZM26 204V205H25ZM33 204V205H32ZM84 204L86 205V206H84ZM197 206H196V205ZM210 204V205H209ZM23 205H25V207H29L30 209H31V211H30V209H28V207L27 208H25V207H23ZM213 205V206H212ZM20 206H22V207H20ZM205 206V207H204ZM209 206V207H208ZM226 206H227V204H226ZM19 207H20V212H21V214L20 213H18L19 212ZM197 207H199V208H197ZM201 207V208H200ZM214 207V208H213ZM229 206H227V208H228ZM16 208V209H15ZM74 208V209H73ZM85 208V209H84ZM197 208V209H196ZM230 208V207H229ZM228 208V209H229ZM15 209V210H14ZM22 209H25L24 211L26 212L27 211V209H28V211H27V213H22ZM75 209H77V211L75 210ZM82 209V210H81ZM91 209H92V207H91ZM196 209V210H195ZM199 209V210H198ZM201 209V210H200ZM205 209H206V211H205ZM212 209V210H211ZM5 212H4V211ZM10 210V211H9ZM39 210H40V207H39ZM39 210H37V211H39ZM215 211V214H213L214 213V211ZM226 210V209H225ZM231 210V208L229 209V211ZM2 211V212H1ZM16 211V212H15ZM30 211V216H31V218H30V220L32 221V222H29V220H28V222H26V220L24 221L23 220V218L25 219L27 216H29V212ZM76 211V212H75ZM196 211V212H195ZM210 211H211V214L212 215H209V213H210ZM212 211H213V213H212ZM227 211V210H226ZM228 211V212H229ZM33 213V215H32V213ZM83 212V213H82ZM2 213H3V216H2ZM11 213H13V214H11ZM82 213V216H80V214ZM208 213V214H207ZM17 214V215H16ZM22 214H24V216L25 217H23V215ZM28 214V215H27ZM37 214V215H36ZM84 214V215H83ZM198 216H197V215ZM203 216H202V215ZM22 215V216H21ZM38 215H40V216H38ZM62 216V214H59V216ZM65 215V214H64ZM66 215H67V213H66ZM73 215V216H74ZM7 216V217H6ZM16 216V217H15ZM72 216V217H73ZM76 216H74V217H76ZM80 216V217H79ZM222 216H224V219H223V217ZM9 217V218H8ZM32 217L34 218V217H36L35 219H37V220H32ZM37 217H39V219L37 218ZM196 217H198L197 219H196ZM209 217V218H208ZM227 217H229V215H227ZM22 218V220L24 221V222H26V223H24L22 220H20ZM199 218H201L202 220H200ZM222 218V222H220V219ZM8 219V220H7ZM28 219H29V217H28ZM64 220L65 221H67V219H65V216H64ZM74 220H75V222H74ZM195 220H197L196 222H195ZM22 221V222H21ZM211 221H212V223H211ZM214 221H216V223L217 224H219L220 225V223H221V225H222V223L224 222V224L222 225V227L226 224V225H228L229 227H228V229L226 230V225L224 226V228H218V230H217V227H220L219 225H217ZM70 222H71V224H70ZM94 223L95 224V226L93 225L92 226V223ZM40 223V222H39ZM62 223H64V224H62ZM201 223H203V222H201ZM208 223V224H207ZM27 224H30L29 226L27 225V227H28V230H29V227L31 226V224H32V226H34V230H35V228H36V230L34 231V235H32L33 233V228H31V230L32 231H28V230H25L24 228H26V225ZM60 224V225H59ZM66 224L68 225V228H67V226H66ZM196 224H197V226H196ZM212 224V225H211ZM15 225V226H14ZM97 225H99V227L100 228H98V226ZM231 225V226H230ZM3 226V227H2ZM12 226V227H11ZM39 226V225H38ZM49 226V227H48ZM97 226V227H96ZM212 226V227H211ZM58 227V228H57ZM66 227V228H65ZM48 228V229H47ZM64 228V229H63ZM213 228V229H212ZM22 229V230H21ZM43 229H44V231L46 232V231H48L47 232V235L45 234V232L43 231ZM52 230V232H51V230ZM74 229H76V230H74ZM100 229L102 230V231H100ZM223 229V230H222ZM233 229V228H232ZM58 230V231H57ZM66 230V231H65ZM68 230V231H67ZM200 230H201V228H200ZM199 230V231H200ZM204 230V231H203ZM216 230V231H215ZM221 230H222V233H224L223 235H222V233H221ZM224 230H226V232H227V234L229 233V231H231L232 233H233V235H232V238L230 237V234H232L231 232L229 233V237L227 236V234H225L226 232L224 231ZM21 231H22V233H23V235L21 234ZM23 231H26V233H27V231L30 233H28L29 234V237H28V234L26 235V233H25V235H24V232ZM37 231V232H36ZM212 232V234H210L211 232ZM40 232V233H39ZM170 232H172V234H173V231H170ZM204 232V233H205ZM15 233V234H14ZM19 233L21 234V237L23 238L24 237V241L25 242H31L32 243V245H33V247H31V249L29 250V253H27L29 256L28 257H30V253H31V256H32V254H33V256L32 257H30L29 259H25V258H28L27 257V255H25L24 254V252H23V250H24V248L22 249V245H24L25 243L23 242V240H22V238L20 237V235H19ZM32 233V234H31ZM42 233H43V236H42ZM52 233V234H51ZM215 233H216V235H215ZM45 234V235H44ZM54 234V235H53ZM72 234V235H71ZM74 234V235H73ZM120 234V235H119ZM170 234V235H169ZM168 235H169V237L170 238H174V235H172V237H171V233H169ZM218 234V235H217ZM219 234H220V236H222L221 238H220V236H219ZM36 235H37V237H36ZM209 235H211V236H209ZM228 237L229 239H227L226 237ZM33 236V237H32ZM127 236H128V240H127ZM213 236H215V237H213ZM14 237H18V239L17 238H14ZM20 237V238H19ZM26 237H28L27 238V240L25 239ZM32 237V239L30 240V238ZM49 237V238H48ZM126 237V238H125ZM218 237V239L216 240V238ZM14 238V239H13ZM122 238V239H121ZM125 238V239H124ZM175 238H176V236H175ZM224 240H223V239ZM226 238V239H225ZM231 238V239H230ZM11 239H13L15 242H16V240H19V242H21L20 240H22V242H23V244L22 243H20V244H22L21 246H20V244H19V246H18V243L19 242H16V245H15V242L14 243H12L13 241H11ZM116 241H115V240ZM118 240V241H117ZM120 240H122L123 242H121ZM124 240H125V242H124ZM134 240V241H133ZM214 240V241H213ZM224 242H222V241ZM35 243H34V242ZM45 242V243H44ZM117 242V243H116ZM129 242V243H128ZM220 242H221V244H220ZM10 243H11V246L12 247H10ZM124 243V244H123ZM139 242H137V243H135L136 245L138 244ZM226 243V244H225ZM122 244V245H121ZM223 244V245H222ZM45 245H46V247H45ZM121 245V246H120ZM131 245H133V247L131 246ZM15 246V247H14ZM17 246V247H16ZM129 246H130V248H129ZM220 246V247H221ZM19 247H20V250L22 251V253H21V251H19L18 249H19ZM24 247V246H23ZM37 248V249H35V248ZM11 248V249H10ZM35 250H34V249ZM132 248V249H131ZM134 248V249H133ZM135 248H136V250H135ZM227 248V249H226ZM14 249H17L18 250V252L19 253H17V250H15L14 251ZM46 251H45V250ZM78 250V251H77ZM220 250H222V248L220 249ZM14 251V252H13ZM32 251H33V253H32ZM36 251V252H35ZM12 254H15V255H13V256H11ZM38 254V255H37ZM224 254H226V252L224 251V253H222L221 252V255L222 256H224ZM10 255V256H9ZM22 255H24L25 256V258H24V256H22ZM37 255V256H36ZM19 256H20V258H19ZM56 256V257H55ZM10 257H14L13 259H12V261H10L9 262V259H10ZM17 257H18V259H17ZM51 257H52V259H51ZM9 258V259H8ZM15 258H16V260H15ZM23 258V259H22ZM49 258V259H48ZM171 258V259H170ZM181 258V259H180ZM166 259L168 260V262H167V264H174V263H176V264H183L184 263V261H185V259L183 258V257H174V258H172V256H166ZM174 259V260H173ZM177 259H179L178 261H177ZM226 260H227V258H225ZM15 260V261H14ZM28 260H32V261H28ZM52 260V261H51ZM104 260V261H103ZM176 260V261H175ZM182 260H183V263H182ZM14 261V262H13ZM27 261V262H26ZM135 261V260H134ZM187 262V261H186ZM184 263V264H187V263ZM135 264V263H134Z\"/></svg>",
  "mask_w": 264,
  "mask_h": 264
}]
</instances>
